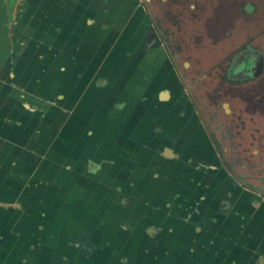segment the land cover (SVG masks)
Listing matches in <instances>:
<instances>
[{
	"label": "rangeland",
	"instance_id": "obj_1",
	"mask_svg": "<svg viewBox=\"0 0 264 264\" xmlns=\"http://www.w3.org/2000/svg\"><path fill=\"white\" fill-rule=\"evenodd\" d=\"M35 1L33 6L37 3ZM59 1L52 0V3L57 4ZM62 1L67 6L70 0ZM78 1L86 8L95 4V0ZM102 1L98 8L91 6L92 16L89 19L93 23L88 22L86 15L68 34L57 19H46L58 15L53 8L37 5L33 13L24 10L18 13L19 22L11 28L16 3L10 20L7 4L5 11L3 2L0 3V113H17V116H0V132L8 135L12 130L18 133L16 138L19 140L17 142L14 137L11 139L9 135L1 134L0 163L11 166L17 159L18 165L23 166V172L27 173L31 167L28 160L34 153L28 146L33 149L41 146L42 150H47L56 141L59 142L63 132L68 135L66 137L75 139L79 147L96 141L98 145H103V140L107 142L106 138L112 137L108 127L119 130L126 119L131 124L128 128L136 123L141 124L142 129L146 127L145 133L142 132L146 138L152 130L158 131L155 150L135 142L130 147L126 140L122 145V139L120 143H112L111 147L116 151L115 160L120 165L130 162L135 168L142 164L139 167L141 174L147 177L155 174L154 177H157L154 178L157 184L151 186L150 196L153 200L159 196L162 202H158V214L147 216L146 213V217H140L147 219L144 225L147 226L162 213L163 225L170 227L174 212L181 211V215H186L196 203L198 205L203 195L207 197L202 206L205 215L213 219L212 215L216 212L220 219L226 221V225L231 224L233 215L242 208L255 212L259 200L264 198V0ZM36 13L42 16L39 23L34 20ZM55 27L56 32L50 33ZM58 28L68 38L74 37L75 41L71 44L74 43L78 50H84L93 43L86 56L87 62L84 63L75 49L66 48L67 59L61 67V73H67L68 76L75 68L83 67L84 72L76 76L77 83L83 84L82 89L68 86V83L65 85L61 73L62 82L60 79L54 80L60 74L57 71L51 73L50 68L46 75L36 73L38 68L48 65L44 58L45 50L52 47V59H55L53 53L65 44L60 41L59 35H64L58 33ZM154 32L160 34L165 45L161 42L154 47L147 46L148 36ZM167 50L171 51V56ZM107 58L116 64L112 66L114 73L123 76L120 82L124 93H121L120 87L117 88L118 83L113 87L112 95L107 93L105 86L92 99L91 90L88 89L91 83L93 85L96 80L104 79L100 78L101 75L106 76L103 66L109 65L106 64ZM70 63L74 66H70ZM29 81L35 82L31 85ZM42 81L50 84L48 97L51 101L46 104L47 110L39 108L35 113L39 116H36L30 113V106L26 107L23 103L27 102L26 99L32 101L28 94ZM136 83L141 88L146 87L145 99L135 94L133 96ZM165 90L168 98L163 99L160 95ZM12 91L20 98L15 106L10 94ZM159 92L158 99L156 94ZM152 94L154 98H151ZM102 95H105L103 100ZM25 96L27 98L22 101ZM37 98L43 99L36 95ZM119 102L123 105L117 108L115 105ZM90 110L98 111L95 113L98 121L85 119V116L94 114H89ZM110 112H119L125 117L116 116L112 121L113 117H107ZM76 113L82 117H71L76 116ZM202 115L205 117L202 118ZM168 117L166 123L164 120ZM207 122L212 134L209 133ZM108 132L110 134L106 136ZM13 143L16 148L12 146ZM27 143L26 147L22 145ZM167 150L169 155H166ZM38 153L35 155H39V160L42 157L40 162L43 156L49 155ZM225 159L228 166L224 163ZM232 169L242 182L252 188L244 186L241 189ZM169 180L173 183H166ZM193 186H197L194 193ZM161 189L163 195L158 194ZM170 192H178L179 195L173 193L172 199ZM153 200L147 201L149 206H152ZM223 200L231 202V208L227 205L222 207ZM169 204L172 207L168 210ZM149 206L146 211L150 213ZM224 209H228V212ZM244 216L243 223L248 225L250 215ZM0 220L3 223L7 221L3 216ZM180 220L182 225L185 224L184 217ZM185 225L187 230L189 225L196 227L199 224ZM166 228L162 235V240L165 239L162 254L158 252L155 258L156 251L152 249L142 264H182L192 260L195 255H203L205 249L199 245L194 248L192 244L186 243L190 234L196 239L201 233L187 230V236H184L186 231H183L180 242ZM223 228L221 233L217 231L211 236L218 243L216 248L225 242L227 247L235 251L237 246L240 247L235 241V230L227 233L229 228ZM155 234H146L147 239L155 241ZM148 244L153 245L152 242ZM189 245L194 250H188ZM227 254L233 256L232 253Z\"/></svg>",
	"mask_w": 264,
	"mask_h": 264
},
{
	"label": "crops",
	"instance_id": "obj_2",
	"mask_svg": "<svg viewBox=\"0 0 264 264\" xmlns=\"http://www.w3.org/2000/svg\"><path fill=\"white\" fill-rule=\"evenodd\" d=\"M33 2L34 0H16L15 19L13 24L11 23V28L19 22L17 18L18 13H22L23 10L33 13L32 10L37 5V7L53 8L52 10L58 15L56 18L52 16V18L46 17V19H57L63 25V30L68 34L69 31L73 30L74 25L82 21L86 15L88 16V22L93 23L89 19L92 16L90 13L92 12V7L95 8L94 6H97L98 8L100 0H95L96 5L92 3L87 8L82 3H78V0H70L67 6H64L65 4H63L62 0L57 4L52 3V0H36L35 6L32 5ZM0 3L4 5L6 11V1L3 0ZM36 14L34 20L36 23H39L38 21L42 16L39 13ZM43 19L45 20V18ZM56 28H52L53 30L50 33L56 32ZM58 29L60 30H58V33L63 34L62 29ZM66 34H63L64 36L59 35L60 41L62 40L65 44L59 46L57 52L53 53L55 59H52V47L45 50L44 58L47 60L48 65L38 68L36 73L40 72L46 75V71L50 68L51 73L57 71L60 74L62 63L67 59L66 48L75 49L79 57L82 58L83 63L87 62L86 56L93 47V45L91 46L93 43L84 50H78L75 48L74 43L71 44V42L75 41L74 37L70 39ZM107 59L106 64L109 63V65L103 66L106 76L101 75L100 78L104 79L96 80L93 85L91 83V87L88 89L91 90L92 99L93 95L100 91L101 87L106 86L107 93H111V95L114 92L113 87L117 86L118 83L117 88L120 87V90L124 88L120 82V78L123 76L114 73V69L112 68L116 64L109 58ZM70 64V66H74L73 63ZM32 72L30 74H33ZM81 72H84L83 67L75 68L70 76L67 73L66 75L65 73H61L64 75V79L60 74L54 80L60 79L62 82L63 79L65 80V85L68 83V86L74 85V87L82 89L83 84L76 81L77 74ZM108 74H110V80ZM33 76L35 78L36 74ZM31 82L29 81V83ZM39 85L33 91L34 93L28 94L31 96V102H28L26 99L28 95L22 98V101H25V99L27 101L23 104H26V107L30 106V113L36 116H39L35 114L39 111V108L47 110L46 104L51 101L48 97L50 94V91H48L50 84L48 83L47 85L46 81H42ZM30 87L33 88L32 86ZM55 88H57L56 84ZM145 89L146 87L141 88L136 83L133 96L135 94L145 99L147 92ZM142 92L145 93L143 94ZM121 93H124L123 90ZM10 94L15 101L13 103L15 106V103H19L20 98L13 91ZM159 94L160 92L156 94L158 99L160 98ZM36 95L43 97L44 100L42 98L36 99ZM152 96L154 94L151 95V98H154ZM46 98H49V100ZM104 98L105 95H102L101 100ZM121 105L123 104L119 102L115 106L120 108ZM13 111L16 110L13 109ZM96 112L98 111L91 112L90 110L89 114H94L85 116V119H90L92 122L98 121L99 119L95 116ZM118 113H107V117H113V121L116 116L122 115ZM78 115L80 114L71 117H82ZM0 116H17V113H0ZM122 116L125 117L124 115ZM164 121L168 123L169 117ZM130 125V121L125 119L123 127L119 130L108 127L112 137L111 139L109 137L106 138L108 143L103 140V145H98V141H96L94 144H84L82 147H79L75 139L66 137L68 135L63 132L60 135L59 142L56 141L47 150H42L41 146H38L39 149H33V147L28 146L34 153L31 154V159L28 160V164L31 167L29 166L30 170L27 173L26 171L23 172L24 167L18 165L19 161L17 159L15 163L12 162L11 166L5 165L2 162L0 163V219L3 216L7 220L4 223L0 220V264H142L147 258L148 251L152 249H155V258L157 257L156 254L162 249V242L165 240H162V236L159 237V234L165 231L164 227H168L167 225H163V221L161 220L163 214L159 213L147 226L144 225L147 219L140 218L141 216L146 217V213L147 216L158 214V202H162V199H159V196H157L153 200L150 196L151 186L157 184V180H155L157 177H154L155 174L150 177L141 174L139 167H142L140 166L142 164L137 165L138 161L135 164L139 167L135 168L130 162L126 165H120L115 160L116 151L111 149L112 143H120V139H122V145L126 140L127 145L130 147L135 142L137 145L149 146L148 148L155 150L157 133L151 136L148 135V139L151 138V140H144V134L141 131H146L147 128L143 127L142 129L141 124L139 125L138 123L128 128ZM78 131H76V136H78ZM132 131H134L133 134H131ZM148 131L150 130L148 129ZM109 132L106 136L110 134ZM1 134L2 132H0V136L6 135V133ZM7 134L11 139L14 137V141H19L16 138L18 133L11 130ZM152 143L155 144L151 147ZM110 144L112 145L109 148ZM22 145L26 147L28 143ZM12 146L16 148L14 143ZM38 152H45V154L49 155H45L46 158L43 156L44 158L40 162L42 157L39 160V155H35V153L39 154ZM166 153V155L170 154L168 150ZM154 155L160 159L157 154ZM13 156L17 158V156ZM36 156H38V159ZM160 161L162 162V160ZM166 183L172 184L173 182L169 180ZM173 193L177 194L178 192L169 193L172 199H174ZM158 194L163 195V190L161 189ZM152 200L154 202L151 203L152 206H149L147 201ZM148 206L151 210L150 213L146 211ZM257 206L255 212L248 209L243 210V208L241 211L238 210V213L233 215L234 219L228 225L229 227L225 226L229 228L227 233L233 228L236 229L235 241L240 244V247L237 246L238 249L235 250V259L238 260L232 264H264V258H262L264 257V198L263 200H259ZM167 207L168 210L171 209L172 204L167 205ZM248 214L250 215V222L248 225H244L243 221L246 218L244 215ZM209 217L210 215L207 214L202 216L204 225L199 224L200 226L196 227L188 226L189 231L193 230L194 232L195 230V232L201 234L196 239L192 236L193 234L190 235L186 243L192 244L194 248L199 245L203 249L207 246H215L217 241L211 238V236L212 234H216L217 231L221 233L226 221L223 219L222 225L212 230L211 228L214 227L213 223L216 221L217 216L213 214V219ZM180 218L179 215H174L175 220L171 219V221L174 224L176 221L183 232L186 231V225H182ZM174 226L169 227L170 233L173 230H178L174 229ZM154 229L157 230L154 231ZM204 230L205 232L202 233ZM151 232L157 234L154 235L155 241L147 239V235H150ZM148 242H152L153 245H149ZM212 243L213 245H211ZM177 245L179 246L180 243ZM210 252L213 253L212 259H210L211 263H215L216 261L219 264L224 263L223 261H218L221 258L220 255L213 251ZM198 258L200 256L195 255L192 260L184 261L182 264H198L196 261ZM259 260L262 262L259 263ZM228 262L231 263V261Z\"/></svg>",
	"mask_w": 264,
	"mask_h": 264
},
{
	"label": "flooded vegetation",
	"instance_id": "obj_3",
	"mask_svg": "<svg viewBox=\"0 0 264 264\" xmlns=\"http://www.w3.org/2000/svg\"><path fill=\"white\" fill-rule=\"evenodd\" d=\"M15 8H16V6H15ZM162 42V44L163 45H165L166 43H165V41L161 38V36H160V34L159 33H153L152 35L150 34L149 36H148V44H147V46H150V47H154V46H156V45H159L160 43ZM155 44V45H154ZM168 51V54L170 55L171 54V51L170 50H167ZM171 56V55H170ZM174 60V59H173ZM193 98H195L194 96H193ZM195 100V99H194ZM205 116L204 115H202V118H204ZM207 124H208V127H209V133L210 134H212L213 132H212V130L210 129V126H209V123L207 122ZM143 131V130H142ZM142 131H141V133H142ZM150 131H148V133H149ZM143 133H145L144 131H143ZM154 133H158V131L156 132L155 130H152V132H150L149 134H147V135H154ZM143 139L144 140H146V139H148V137L146 138V136L144 135L143 136ZM148 140H151V138H149ZM224 163L228 166L229 165V163L227 162V160L225 159L224 160ZM229 168H230V166H229ZM232 173L236 176L235 178L239 181L237 184L238 185H240V188L242 189L244 186L247 188H252L248 183H246V182H242V179H239V177L240 176H238L237 174H236V172H234L233 171V169H232ZM241 178V177H240ZM200 184V183H199ZM237 184H235V186H237ZM209 185V183L207 184V186ZM192 188H195L192 192L194 193L196 190H197V186H193ZM200 199H201V201L200 202H198V205H197V203H196V206L192 209V211H190V212H185L186 213V215H181V211L180 212H174V215H179L180 217H184V223L185 224H193V223H198V224H201V225H204L203 224V218H202V216L205 214V210L202 208V206H204V201H205V199H207V197L205 196V195H203V197H200ZM216 202V201H215ZM223 204H222V207H223V205H227V206H229L230 208H231V202H227L226 200H223V202H222ZM203 204V205H202ZM179 205H181V206H184L183 204H179ZM188 206V205H187ZM177 207H179V206H177ZM207 207H208V205H207ZM209 207H210V205H209ZM212 208L214 207V205H212L211 206ZM224 208H226V206H224ZM230 208H228V209H230ZM183 210H185V208L183 207L182 208ZM228 209H224L225 211H227ZM223 210V209H222ZM176 211V210H175ZM208 212H209V210H207ZM214 215H218L216 212H215V214ZM175 220V219H174ZM222 219H220L218 216L216 217V221L213 223L214 225V228H211L212 230H215V229H217V228H219L221 225H222ZM173 225H175L174 226V229H178V230H173L172 228V230H173V232L171 233V235H174V237H178V239L179 238H181V234H182V230H181V228H180V226L177 224V222L175 221V224L174 223H172V221H171V226H173ZM193 226V225H192ZM224 226H226V224H224ZM228 226V225H227ZM229 227V226H228ZM167 229V232H169V227H167L166 228ZM234 230H236L235 228H233ZM232 229V230H233ZM155 230H157V229H154V231ZM187 230H188V228H187ZM186 230V232H185V234H184V236H187V231ZM194 233V232H193ZM163 235V233L162 234H159V237L160 236H162ZM191 235V234H190ZM189 235V236H190ZM179 240H181V239H179ZM188 241V240H187ZM186 241V242H187ZM213 244V243H212ZM211 244V245H212ZM217 244L218 243H216L215 244V246H207L206 248H205V250L202 252L203 253V255L202 256H200V258H198L196 261L198 262V264H219V263H217V261L215 262V263H211V261H210V259H212V257H211V255L213 254V253H211L210 251H213V252H215L216 254H218V255H220V259L218 260V261H223L224 263H221V264H232V263H234V261H237L238 259H235V254H236V252L235 251H232L231 249H230V247H227L226 246V244L227 243H222L221 244V247H217L216 248V246H217ZM162 245H163V242H162ZM189 248H187L188 250H190L191 251V247L192 246H188ZM191 248V249H190ZM201 249H203V248H201ZM192 250H194V248L192 249ZM162 249H160L159 250V252L162 254ZM193 252H195V251H193ZM210 252V253H209ZM232 253L233 254V256H230V254H227V253ZM262 258H264V257H262ZM187 259H189V257H187ZM228 261H231V263L230 262H228ZM262 261L261 260H259V263H261ZM236 263V262H235ZM263 263H264V259H263Z\"/></svg>",
	"mask_w": 264,
	"mask_h": 264
},
{
	"label": "trees",
	"instance_id": "obj_4",
	"mask_svg": "<svg viewBox=\"0 0 264 264\" xmlns=\"http://www.w3.org/2000/svg\"><path fill=\"white\" fill-rule=\"evenodd\" d=\"M16 2V0H8L6 1L7 7H8V11H9V20L11 18V13L14 7V3Z\"/></svg>",
	"mask_w": 264,
	"mask_h": 264
},
{
	"label": "bare ground",
	"instance_id": "obj_5",
	"mask_svg": "<svg viewBox=\"0 0 264 264\" xmlns=\"http://www.w3.org/2000/svg\"><path fill=\"white\" fill-rule=\"evenodd\" d=\"M60 85H61V84H60ZM167 96H168V93H167V92H163V93H162V97H163V98H166Z\"/></svg>",
	"mask_w": 264,
	"mask_h": 264
},
{
	"label": "water",
	"instance_id": "obj_6",
	"mask_svg": "<svg viewBox=\"0 0 264 264\" xmlns=\"http://www.w3.org/2000/svg\"><path fill=\"white\" fill-rule=\"evenodd\" d=\"M163 92H167L166 90L165 91H163ZM162 93V92H161ZM168 93V92H167ZM161 96V95H160Z\"/></svg>",
	"mask_w": 264,
	"mask_h": 264
}]
</instances>
